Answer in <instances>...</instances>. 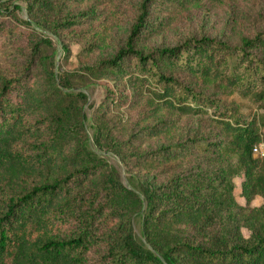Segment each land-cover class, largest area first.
Wrapping results in <instances>:
<instances>
[{"label":"trees","instance_id":"16d2710c","mask_svg":"<svg viewBox=\"0 0 264 264\" xmlns=\"http://www.w3.org/2000/svg\"><path fill=\"white\" fill-rule=\"evenodd\" d=\"M121 1L111 4L113 14ZM202 1L223 0H138L124 42L86 65L82 78L55 73L43 53L51 39L29 19H19L23 28L8 25L10 10L0 2V58L17 56L16 46L27 43L16 70L0 65V264H264V156L252 149L264 141V31L237 45L204 35L136 47ZM54 2L28 3L36 26L56 32L79 21ZM78 40L86 58L106 36L80 31ZM173 69L222 86L253 110L229 107ZM98 78L129 80L145 109L140 123L130 124L118 110L135 104L134 97L126 106V92L107 84L92 112L90 140L81 85ZM193 115H205L212 131L144 147L171 133L179 117ZM92 145L120 157L130 187ZM238 172L244 204L233 194ZM256 195L263 201L252 205Z\"/></svg>","mask_w":264,"mask_h":264},{"label":"rangeland","instance_id":"374dc122","mask_svg":"<svg viewBox=\"0 0 264 264\" xmlns=\"http://www.w3.org/2000/svg\"><path fill=\"white\" fill-rule=\"evenodd\" d=\"M31 0H0L2 4L8 6L10 12L6 22L8 25L22 22L19 19H29L30 26L40 30L45 37L52 41V45L43 48L46 63L54 61V71L75 72V78H82L83 69L86 65L97 62L103 56L112 55L115 50L122 44L128 34L129 25L137 12L138 0H122L117 6V11L113 14L111 4L116 2L110 0H87L83 3L71 0H55L54 5L57 6L61 13L70 11L74 15L72 19L79 20L69 27L59 28L54 32L50 28H41L36 26L28 14V3ZM18 5V7H16ZM94 10L87 17L80 15L83 10ZM105 23V24H103ZM101 33L105 34L106 42L99 47L89 57H82L79 50L80 41L78 40V32ZM258 31H264V0H223L220 3L210 1H202L192 4L187 10H183L176 14L169 25L156 33H147L141 41L136 44L137 48L142 51L150 50L156 46H170L181 42L190 36H211L220 40L237 45L245 36H252ZM27 43L21 42L16 46L17 56L12 58L1 57L0 65L8 70L14 71L17 66L23 63L26 53ZM128 66L132 59H127ZM173 74L185 81L191 82L196 88L210 97L226 101L230 106L234 104L242 105L241 110L247 114L253 110V103L248 100L233 97L222 86H217L214 82H203L199 77L190 74L181 69H173ZM76 79L75 82H77ZM110 84L115 90L119 88V92H126L128 100L126 106L133 99L135 104L128 107H121L118 114L127 117L130 124L136 125L140 123V114L145 109L139 100V91L133 83L127 79H118L116 82L113 78L92 79L86 86L81 85V89L86 93V101L84 103V112L86 115L84 125L90 140L95 133V126L92 121V112L94 108L101 103L104 98L106 85ZM258 112H263L259 109ZM206 115V114H205ZM203 116H183L179 117L177 126L169 134H163L158 137L147 140L144 147L155 148L160 145L177 142L187 136H205L212 130L209 125V119ZM99 155L105 157L117 170L121 181L130 187L128 181L129 173L126 172L120 157L111 150H101L97 146H91ZM197 159H190L187 164H194ZM164 175L161 180L167 178ZM243 173L238 172L233 176V194L235 199L244 204V197L241 195V181ZM5 197V196H4ZM263 198L256 195L252 200V205L260 204ZM137 237H139L138 222L134 223ZM244 236L247 237L249 231L244 227L241 228Z\"/></svg>","mask_w":264,"mask_h":264},{"label":"built area","instance_id":"2783aa9c","mask_svg":"<svg viewBox=\"0 0 264 264\" xmlns=\"http://www.w3.org/2000/svg\"><path fill=\"white\" fill-rule=\"evenodd\" d=\"M253 152L264 156V141H261L253 146Z\"/></svg>","mask_w":264,"mask_h":264}]
</instances>
